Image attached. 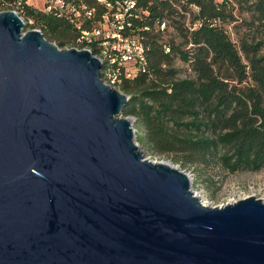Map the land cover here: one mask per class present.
Wrapping results in <instances>:
<instances>
[{
    "label": "water",
    "instance_id": "obj_1",
    "mask_svg": "<svg viewBox=\"0 0 264 264\" xmlns=\"http://www.w3.org/2000/svg\"><path fill=\"white\" fill-rule=\"evenodd\" d=\"M25 26L0 12V264H264V200L204 205L102 62Z\"/></svg>",
    "mask_w": 264,
    "mask_h": 264
},
{
    "label": "trees",
    "instance_id": "obj_2",
    "mask_svg": "<svg viewBox=\"0 0 264 264\" xmlns=\"http://www.w3.org/2000/svg\"><path fill=\"white\" fill-rule=\"evenodd\" d=\"M135 1L142 21L133 28L146 68L119 89L129 96L123 115L134 119L137 143L153 155L173 153L188 167L264 169V0ZM190 6L198 9L192 31L185 23ZM21 17L59 48L79 35L74 23L32 5ZM161 22L167 28L156 30ZM178 63L188 71L184 78Z\"/></svg>",
    "mask_w": 264,
    "mask_h": 264
},
{
    "label": "built area",
    "instance_id": "obj_3",
    "mask_svg": "<svg viewBox=\"0 0 264 264\" xmlns=\"http://www.w3.org/2000/svg\"><path fill=\"white\" fill-rule=\"evenodd\" d=\"M43 1L45 13L75 24L79 35L69 48L87 50L98 58L103 64L102 80L106 85L119 88L123 79H134L145 71V46L142 36L133 28L135 20L142 21L135 0ZM161 1L172 3V0ZM24 5H31L30 0H0V12L13 11L21 17ZM193 10L198 12L197 8ZM85 23L88 29L82 28ZM198 26V20L192 25L187 23L190 31ZM155 27L163 31L167 25L161 22ZM142 29L147 31L149 27Z\"/></svg>",
    "mask_w": 264,
    "mask_h": 264
},
{
    "label": "rangeland",
    "instance_id": "obj_4",
    "mask_svg": "<svg viewBox=\"0 0 264 264\" xmlns=\"http://www.w3.org/2000/svg\"><path fill=\"white\" fill-rule=\"evenodd\" d=\"M30 3L39 10H43L44 8L43 0H30ZM194 13H196L195 10H192L187 16H185V23H188L193 18ZM236 14L238 16V13ZM241 16L247 17L246 14H242ZM25 24V30L38 29L32 28L30 23L25 22ZM171 34L172 36L176 37V39L180 40L178 33L174 31V29L172 30ZM231 36V39L236 42V34L235 30L233 29ZM67 48H69V46L61 49ZM177 65L182 70L180 77L184 78L188 74V71L184 72L185 67L179 63ZM115 89L120 91L119 88ZM130 118L133 119L132 117ZM134 124L135 123L133 119V126ZM140 147L146 152L145 156L147 158L156 162H162L166 164L170 163L171 165L184 171L191 180L193 192L200 196L201 202L204 205L210 207H220L247 197H255L259 200H264V169L256 173L238 172L230 174L221 169L205 170L203 168L188 167L179 162L177 156H175L173 153L153 155L142 146Z\"/></svg>",
    "mask_w": 264,
    "mask_h": 264
},
{
    "label": "bare ground",
    "instance_id": "obj_5",
    "mask_svg": "<svg viewBox=\"0 0 264 264\" xmlns=\"http://www.w3.org/2000/svg\"><path fill=\"white\" fill-rule=\"evenodd\" d=\"M166 164V163H165ZM169 165H171L170 163H169Z\"/></svg>",
    "mask_w": 264,
    "mask_h": 264
}]
</instances>
